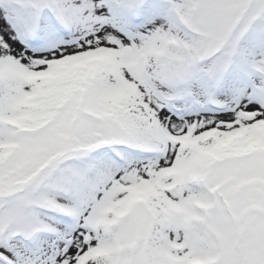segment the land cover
Returning a JSON list of instances; mask_svg holds the SVG:
<instances>
[{"label":"snow or ice","instance_id":"obj_1","mask_svg":"<svg viewBox=\"0 0 264 264\" xmlns=\"http://www.w3.org/2000/svg\"><path fill=\"white\" fill-rule=\"evenodd\" d=\"M0 264H264V0H0Z\"/></svg>","mask_w":264,"mask_h":264}]
</instances>
